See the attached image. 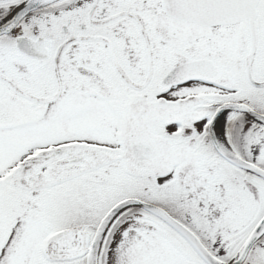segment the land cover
<instances>
[{
  "label": "snow or ice",
  "instance_id": "obj_1",
  "mask_svg": "<svg viewBox=\"0 0 264 264\" xmlns=\"http://www.w3.org/2000/svg\"><path fill=\"white\" fill-rule=\"evenodd\" d=\"M0 264H264V0H0Z\"/></svg>",
  "mask_w": 264,
  "mask_h": 264
}]
</instances>
